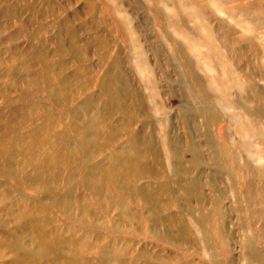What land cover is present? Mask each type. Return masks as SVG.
<instances>
[{"label":"rangeland","instance_id":"rangeland-1","mask_svg":"<svg viewBox=\"0 0 264 264\" xmlns=\"http://www.w3.org/2000/svg\"><path fill=\"white\" fill-rule=\"evenodd\" d=\"M262 95L264 0H0V264H259Z\"/></svg>","mask_w":264,"mask_h":264},{"label":"bare ground","instance_id":"bare-ground-1","mask_svg":"<svg viewBox=\"0 0 264 264\" xmlns=\"http://www.w3.org/2000/svg\"><path fill=\"white\" fill-rule=\"evenodd\" d=\"M254 93L256 95H259L256 91ZM258 97L259 99H261L258 107V113L264 114L263 95L261 98L260 96ZM250 151L251 155L249 153ZM250 151L248 152L247 150V156H245L244 154H240V152L237 153V151H233L230 153V173H233V176L235 177L236 175L242 176L246 184V191L244 193V197L246 196L247 203L242 206V209H244L245 211V214L243 215V220L245 223L248 224L250 230L252 231V237L249 236L250 238H247L245 240V247L248 248L249 260L257 261L259 264H264V208L259 209L256 207L257 205L254 204V197L256 195V192L261 189H263L261 190L262 192L264 191V167L257 168L256 165H254V162L251 160L250 156H254L255 151ZM239 160H241L242 163L239 164ZM256 178L261 179L260 184L257 182ZM256 210L259 212H257ZM256 240L261 243L260 248L254 247Z\"/></svg>","mask_w":264,"mask_h":264}]
</instances>
